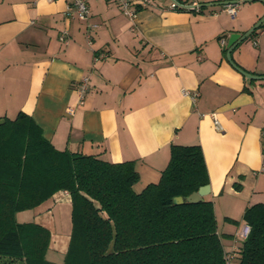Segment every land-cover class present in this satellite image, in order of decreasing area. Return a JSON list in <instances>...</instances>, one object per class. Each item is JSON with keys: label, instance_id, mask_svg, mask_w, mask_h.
Masks as SVG:
<instances>
[{"label": "crops", "instance_id": "0c3cea01", "mask_svg": "<svg viewBox=\"0 0 264 264\" xmlns=\"http://www.w3.org/2000/svg\"><path fill=\"white\" fill-rule=\"evenodd\" d=\"M179 1L202 11L150 0L130 18L112 0H86L85 21L66 13L68 0H0V117L26 112L59 150L134 160L141 188L159 179L171 144H198L231 250L245 208L264 203V78L239 69L264 76V27L248 34L264 21V0H242L235 18L221 10L233 0ZM233 32L245 37L228 59ZM48 200V211H70L64 191Z\"/></svg>", "mask_w": 264, "mask_h": 264}, {"label": "trees", "instance_id": "16d2710c", "mask_svg": "<svg viewBox=\"0 0 264 264\" xmlns=\"http://www.w3.org/2000/svg\"><path fill=\"white\" fill-rule=\"evenodd\" d=\"M260 27L264 21L249 36ZM138 182L134 160L59 150L26 112L0 117V264H226L228 252L231 264H264V203L245 208L250 231L231 250L211 199L173 203L209 183L198 144H171L159 179L140 189ZM59 190L70 198L71 229L63 260L56 262L46 257L49 228L18 221L16 213Z\"/></svg>", "mask_w": 264, "mask_h": 264}, {"label": "built area", "instance_id": "2783aa9c", "mask_svg": "<svg viewBox=\"0 0 264 264\" xmlns=\"http://www.w3.org/2000/svg\"><path fill=\"white\" fill-rule=\"evenodd\" d=\"M116 2L120 7L122 12L129 16L130 18H133L136 14V4H139L140 6H145L150 3V0H112ZM242 4V0H233L230 2H226L221 5V10L226 12L231 18H235L240 6ZM168 9L173 10H193L195 12H201L202 6L198 1H193L191 3L182 2L179 0H170V3L167 6ZM66 13L68 15L75 14L79 19L81 20H87L89 17V6L86 2V0H68L67 2V8ZM88 26L96 27V24H90ZM67 31H63L60 34V40L63 42L67 41ZM223 42V40H222ZM87 89V78H84L81 85H80V93L81 98L83 97V93ZM214 119V126L218 130H221V124L219 120L213 115ZM67 194V192H64ZM250 231V226L247 223H243L240 225L238 230V237L241 239H244ZM226 264H231L232 260V253L228 252L226 255Z\"/></svg>", "mask_w": 264, "mask_h": 264}, {"label": "rangeland", "instance_id": "374dc122", "mask_svg": "<svg viewBox=\"0 0 264 264\" xmlns=\"http://www.w3.org/2000/svg\"><path fill=\"white\" fill-rule=\"evenodd\" d=\"M137 188L140 189L141 186L138 185ZM51 204L52 201L48 200L36 208L18 211L16 213V219L18 221L34 220L46 224L45 226H48L51 232L52 240L54 241V239H58L59 243L56 245L57 242H53L54 245L50 246L51 248L47 251L46 257L56 262H60L63 260L69 239L66 234V228L67 225L70 224V211H68L66 208L64 210L62 209L63 211H58L60 206H56V208L53 207L51 211H48L47 206H50ZM45 205L46 207H44ZM240 224L242 225L243 223L241 222ZM61 244H63L64 247L61 246ZM53 256H57V258H50ZM17 262L19 263V261Z\"/></svg>", "mask_w": 264, "mask_h": 264}, {"label": "water", "instance_id": "95a60500", "mask_svg": "<svg viewBox=\"0 0 264 264\" xmlns=\"http://www.w3.org/2000/svg\"><path fill=\"white\" fill-rule=\"evenodd\" d=\"M245 37V35H241L238 32H233L230 34L228 42H227V58L230 59V54L233 46L240 40H242ZM241 72L248 78H264V76L253 74L247 70H244L242 68H239ZM210 192V186L209 184H204L198 187L197 190L192 191L190 194H188L185 197H182L180 195L173 197V203L175 204H181L184 201L196 203L201 200H203V197L207 195Z\"/></svg>", "mask_w": 264, "mask_h": 264}]
</instances>
